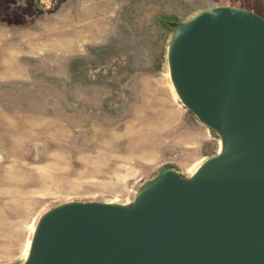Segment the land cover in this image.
<instances>
[{
	"label": "rangeland",
	"instance_id": "374dc122",
	"mask_svg": "<svg viewBox=\"0 0 264 264\" xmlns=\"http://www.w3.org/2000/svg\"><path fill=\"white\" fill-rule=\"evenodd\" d=\"M217 5L264 17V0H0V264L23 263L50 207L126 203L217 152L207 126L195 161L166 74L174 25Z\"/></svg>",
	"mask_w": 264,
	"mask_h": 264
},
{
	"label": "water",
	"instance_id": "95a60500",
	"mask_svg": "<svg viewBox=\"0 0 264 264\" xmlns=\"http://www.w3.org/2000/svg\"><path fill=\"white\" fill-rule=\"evenodd\" d=\"M168 58L178 92L220 132L223 151L190 178L163 169L130 208L50 207L23 264H264V17L200 10L177 24Z\"/></svg>",
	"mask_w": 264,
	"mask_h": 264
},
{
	"label": "crops",
	"instance_id": "0c3cea01",
	"mask_svg": "<svg viewBox=\"0 0 264 264\" xmlns=\"http://www.w3.org/2000/svg\"><path fill=\"white\" fill-rule=\"evenodd\" d=\"M183 116V114H182ZM184 116L186 118V126L195 129L194 136L196 137V140L194 144H192L191 152L194 154L195 151H202L201 156H195V161H199L201 159H204L205 153L208 152V150L214 146L212 140L209 139L208 133L210 134L207 125L200 120L193 112H191L189 109L185 110ZM183 116V117H184ZM204 133V134H203ZM207 134V135H206ZM218 150V140H217V147L216 151ZM210 151V150H209ZM192 170V169H191Z\"/></svg>",
	"mask_w": 264,
	"mask_h": 264
},
{
	"label": "bare ground",
	"instance_id": "6f19581e",
	"mask_svg": "<svg viewBox=\"0 0 264 264\" xmlns=\"http://www.w3.org/2000/svg\"><path fill=\"white\" fill-rule=\"evenodd\" d=\"M176 27H177V24H175L174 25V27H173V31H172V33H171V35H170V38H169V41H168V45H167V50H166V59H167V67H168V71L166 72V74H167V76L169 77V82H170V85H171V89H173V91H174V95L176 96V98L187 108V109H189L188 108V106L186 105V103L184 102V100H183V98H182V96H181V94L178 92V90H177V88H176V86H175V84H174V82H173V80H172V77H171V74H170V67H169V50H170V44H171V40H172V38H173V34H174V32H175V29H176ZM190 110V109H189ZM209 128H211L212 130H214L216 133H217V135L220 137V140L218 141V150H217V153H220V152H222L223 151V149H224V143H223V140H222V137H221V135H220V132L218 131V130H216V129H214V128H212V127H210L209 126ZM205 160V159H204ZM204 160L196 167L195 166V168L194 169H192L191 170V174L187 177V178H190V177H192L195 173H196V171L198 170V168L200 167V165L204 162ZM176 171V170H175ZM177 172V171H176ZM178 173V172H177ZM179 174V173H178ZM180 175V174H179ZM181 176V175H180ZM181 177H183V176H181ZM183 178H185V177H183ZM135 200V198L133 199V200H131V201H128V202H126V203H115V202H111V203H114V204H118V205H122V206H124V207H128V208H130L131 206H132V203H133V201ZM37 224H38V222H37ZM37 224L34 226V227H32V237H31V239H30V242H28V244H27V248H26V250H25V260L23 261V263H25V262H27L28 261V259H29V257H30V253H31V244H32V240H33V237H34V235H35V233H36V229H37ZM23 263H21V264H23Z\"/></svg>",
	"mask_w": 264,
	"mask_h": 264
}]
</instances>
